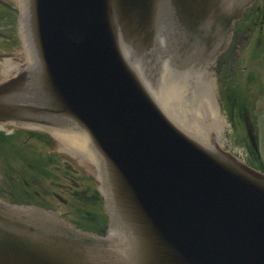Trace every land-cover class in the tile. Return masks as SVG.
<instances>
[{"label": "water", "instance_id": "1", "mask_svg": "<svg viewBox=\"0 0 264 264\" xmlns=\"http://www.w3.org/2000/svg\"><path fill=\"white\" fill-rule=\"evenodd\" d=\"M254 3L22 0L28 58L0 81V121L84 138L110 225L0 202V264H264V173L203 132L233 137L219 101L240 103L257 25L216 62Z\"/></svg>", "mask_w": 264, "mask_h": 264}, {"label": "flooded vegetation", "instance_id": "2", "mask_svg": "<svg viewBox=\"0 0 264 264\" xmlns=\"http://www.w3.org/2000/svg\"><path fill=\"white\" fill-rule=\"evenodd\" d=\"M15 11L17 7L14 3L0 0L1 22L7 21L6 17ZM256 25L260 41L264 33V0H255L254 6L246 9L235 21L231 39L217 57L216 70L220 66L222 69L227 65L230 68L233 62H238L242 51L244 52V41ZM0 32L6 35L0 36L1 76L6 68L7 58L11 59V63L18 62L15 49L19 43L8 28ZM217 95L221 96V92L218 91ZM225 101L223 104L221 99L219 104L228 115L232 131L242 132L245 129L244 107H238L237 100L230 99L228 95L225 96ZM254 132L258 144L255 128ZM211 135L210 141L221 144L249 166L264 171L260 162L261 156L248 141L243 152H239L232 146V140L237 135H234V139L229 138L228 133L223 138L213 132ZM58 141L60 143L59 138L49 130L0 123V200L10 204L45 208L56 212L82 230L104 234L108 225V214L96 169L85 156L70 152V143L59 145ZM8 157L12 158V164L7 165Z\"/></svg>", "mask_w": 264, "mask_h": 264}, {"label": "rangeland", "instance_id": "3", "mask_svg": "<svg viewBox=\"0 0 264 264\" xmlns=\"http://www.w3.org/2000/svg\"><path fill=\"white\" fill-rule=\"evenodd\" d=\"M8 1L14 3L16 7L19 4V0H8ZM13 13L16 14L17 16L16 12ZM14 14L8 15L6 17L8 22L5 20L3 22L0 21V30L8 28L9 30H11V33L16 39H20L21 24ZM12 26L14 28H12ZM19 43L20 44H17L15 53H17V55L23 59L25 57L24 56L25 52L23 50V47L21 46V42ZM250 56L251 57L248 64V69H247V74L245 78L240 104L242 106L243 104L246 105L247 109L249 108L250 110L249 112L251 113L250 115L252 116L251 118L253 119V121H255L256 130L259 134L260 152H262L261 162L264 163V33L260 37V41H258V26L256 28V33H255ZM8 60L10 61V59ZM0 67L2 66L0 65ZM243 132H244V137H243ZM234 135L237 136L234 141L232 140V146L235 147V149L238 150L239 152H243L244 150L243 148H245V144H247V137L245 131L244 130H242V132L234 131L232 139H234ZM7 161H8L7 165L12 164L11 157H8Z\"/></svg>", "mask_w": 264, "mask_h": 264}, {"label": "bare ground", "instance_id": "4", "mask_svg": "<svg viewBox=\"0 0 264 264\" xmlns=\"http://www.w3.org/2000/svg\"><path fill=\"white\" fill-rule=\"evenodd\" d=\"M19 1H20V8L22 10V0H19ZM20 24H21V19H20ZM20 31H21V35L24 39L21 25H20ZM52 132L59 138L60 143L65 144V145H68L67 143L71 144V146L69 145L71 148V149H69L70 152L74 153L75 155L77 154L79 156L80 155L85 156L95 166L93 156L91 155L88 147L86 146V142H85L84 138H82L78 135H73V134H64V133H58V132H54V131H52Z\"/></svg>", "mask_w": 264, "mask_h": 264}]
</instances>
